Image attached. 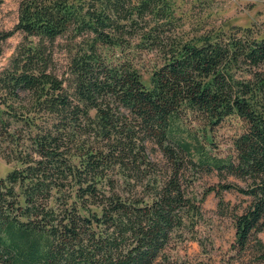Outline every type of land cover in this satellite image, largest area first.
<instances>
[{"label": "trees", "instance_id": "16d2710c", "mask_svg": "<svg viewBox=\"0 0 264 264\" xmlns=\"http://www.w3.org/2000/svg\"><path fill=\"white\" fill-rule=\"evenodd\" d=\"M176 21V0H21L0 43L15 32L38 42L0 74V157L20 165L0 178V264H177L165 251L199 210L187 165L217 174L220 208L224 192L248 199L231 213L234 247L264 262V37L233 27L182 40L169 34ZM69 33L90 39L67 89L46 44ZM131 46L164 58L149 86L103 54ZM189 113L209 126L241 120L234 155L212 156ZM150 144L170 164L164 176Z\"/></svg>", "mask_w": 264, "mask_h": 264}, {"label": "rangeland", "instance_id": "374dc122", "mask_svg": "<svg viewBox=\"0 0 264 264\" xmlns=\"http://www.w3.org/2000/svg\"><path fill=\"white\" fill-rule=\"evenodd\" d=\"M21 0L0 1V36L14 31L19 22ZM176 25L173 34L182 40L196 39L218 32L229 33L233 27L253 28L264 37V0H176ZM88 36L76 37L72 33L58 38L53 44L47 43L48 54L52 61L50 72L69 88L73 77L70 66L75 56L86 48ZM35 39H27L21 32H15L10 38L0 43V74L11 68L12 61L19 50ZM103 54L111 62L127 60L139 72L147 86L153 71L164 61L157 51L105 48ZM192 135L200 140L206 137L211 144L206 150L220 158L234 155L233 141L240 135L244 123L236 117L226 119L219 126H209L201 117L188 114L185 121ZM24 131L23 125H16ZM20 132V133H21ZM149 154L159 166L160 176H164L170 164L161 156L157 147L149 146ZM20 165L16 162L7 164L0 157V178ZM230 182H240L229 178ZM220 179L216 173H204L199 168L187 165L183 171V183L187 196L199 207L198 215H191L185 225L174 232L165 253L177 264H264L257 260L253 252L240 254L235 249V227L231 213H242L248 206V199L236 192L222 194L226 203L219 207L215 192H209L218 185ZM264 242V231L258 234Z\"/></svg>", "mask_w": 264, "mask_h": 264}]
</instances>
